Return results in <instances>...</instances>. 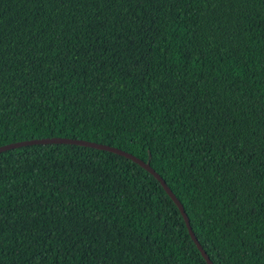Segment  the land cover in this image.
<instances>
[{"label":"trees","instance_id":"16d2710c","mask_svg":"<svg viewBox=\"0 0 264 264\" xmlns=\"http://www.w3.org/2000/svg\"><path fill=\"white\" fill-rule=\"evenodd\" d=\"M147 163L212 264H264V0H0V147ZM0 264H206L160 184L73 144L0 152Z\"/></svg>","mask_w":264,"mask_h":264},{"label":"water","instance_id":"95a60500","mask_svg":"<svg viewBox=\"0 0 264 264\" xmlns=\"http://www.w3.org/2000/svg\"><path fill=\"white\" fill-rule=\"evenodd\" d=\"M35 144H73V145H78V146L108 151V152L114 153L116 155L122 156V157L132 161L133 163H135L136 165H138L139 167H141L142 169L147 171L160 184L162 189L165 191L166 195L171 199V201L177 207V209H178V211H179V213L183 219L184 225L187 229L188 235H189L190 239L192 240V242L194 243V245L196 246L197 250L199 251V253H200L201 257L203 258V260L205 261V263L206 264H212L211 261L209 260V258L207 257V255L205 254V252L203 251V249L201 248V246L199 245V243L197 242L195 236L193 235V233L190 229V226H189L187 216H186L181 204L176 200V198L173 196L171 191L167 188V186L165 185V183L161 179V177H159V175L156 174L153 171V169H151V167L147 163L135 158L134 156H132L128 153H125V152L118 150V149H115L113 147H108L105 145H100V144L91 143V142L82 141V140L66 139V138L32 139V140H28V141H23V142H18V143H14V144L1 146L0 152H2L4 150L11 149V148H15V147H21V146H26V145H35Z\"/></svg>","mask_w":264,"mask_h":264}]
</instances>
